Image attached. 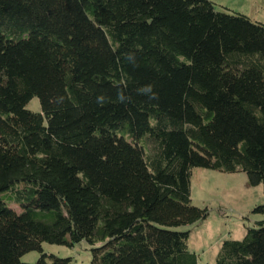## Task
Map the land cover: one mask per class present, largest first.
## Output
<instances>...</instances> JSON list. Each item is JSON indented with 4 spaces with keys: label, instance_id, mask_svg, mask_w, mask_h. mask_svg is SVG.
Returning <instances> with one entry per match:
<instances>
[{
    "label": "trees",
    "instance_id": "1",
    "mask_svg": "<svg viewBox=\"0 0 264 264\" xmlns=\"http://www.w3.org/2000/svg\"><path fill=\"white\" fill-rule=\"evenodd\" d=\"M192 167L264 189L263 22L211 0H0V264H67L41 243L83 240L92 264H197ZM214 261L264 264V220Z\"/></svg>",
    "mask_w": 264,
    "mask_h": 264
},
{
    "label": "rangeland",
    "instance_id": "2",
    "mask_svg": "<svg viewBox=\"0 0 264 264\" xmlns=\"http://www.w3.org/2000/svg\"><path fill=\"white\" fill-rule=\"evenodd\" d=\"M217 9L224 7L241 12L252 20L264 23V0H211ZM26 108L40 112L38 97L27 102ZM190 200L206 208L207 216L188 229V249L196 252L197 264H214L215 256L224 239H241L248 227L264 220V213L253 211L256 205L264 204V189L261 183L249 185L244 171L223 172L206 167H192L190 174ZM10 205L20 211L15 202ZM181 228V229H182ZM47 254L69 258L67 264H92L91 245L85 240L71 246L42 242ZM38 250L22 254L21 261L34 263L39 258Z\"/></svg>",
    "mask_w": 264,
    "mask_h": 264
}]
</instances>
